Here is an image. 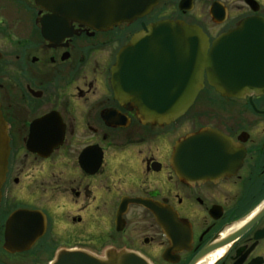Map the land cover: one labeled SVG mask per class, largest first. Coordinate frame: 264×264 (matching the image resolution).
<instances>
[{"label": "flooded vegetation", "instance_id": "1", "mask_svg": "<svg viewBox=\"0 0 264 264\" xmlns=\"http://www.w3.org/2000/svg\"><path fill=\"white\" fill-rule=\"evenodd\" d=\"M54 14L36 0H0L10 144L0 264H264V90L223 94L205 75L188 111L163 124L127 99L148 86L138 76L168 73L174 61L153 46L151 25L182 21L212 42L264 21V0H159L108 29L43 25ZM208 127L218 131L215 162L176 153Z\"/></svg>", "mask_w": 264, "mask_h": 264}, {"label": "water", "instance_id": "2", "mask_svg": "<svg viewBox=\"0 0 264 264\" xmlns=\"http://www.w3.org/2000/svg\"><path fill=\"white\" fill-rule=\"evenodd\" d=\"M158 1L36 0L37 4L55 13L49 20L43 21V25L48 28L49 23L65 24L75 20L97 29H108L142 16ZM46 27L43 32L49 37ZM145 32L151 37L154 47L158 45L160 49L166 47L174 52V61L171 58L168 73L157 74L153 70L150 76H138L142 84L148 83V86L137 88L142 89L144 94L127 97L140 107L141 114L149 121L163 124L182 117L193 105L203 87L205 75L209 84L223 94L237 95L264 90V21L253 23L252 20H246L236 30L219 39L217 37L212 42L201 28L182 21H159ZM143 36L142 32L133 39V48ZM134 63L137 67L141 65L138 58H135ZM122 64L123 55H118L112 69V84L117 94L122 88ZM148 77L150 80L146 81ZM9 153L8 125L0 106V202ZM176 153L194 155L201 163L215 162L218 157V131L208 127L186 136L178 142ZM208 168L209 166L202 165L198 169ZM32 242L30 240L25 244L29 246ZM91 260L98 261L96 258Z\"/></svg>", "mask_w": 264, "mask_h": 264}]
</instances>
